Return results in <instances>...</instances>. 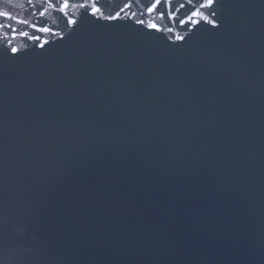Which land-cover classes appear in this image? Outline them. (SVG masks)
Returning a JSON list of instances; mask_svg holds the SVG:
<instances>
[{
    "label": "water",
    "instance_id": "obj_1",
    "mask_svg": "<svg viewBox=\"0 0 264 264\" xmlns=\"http://www.w3.org/2000/svg\"><path fill=\"white\" fill-rule=\"evenodd\" d=\"M95 3L0 0V264H264V0Z\"/></svg>",
    "mask_w": 264,
    "mask_h": 264
},
{
    "label": "snow or ice",
    "instance_id": "obj_2",
    "mask_svg": "<svg viewBox=\"0 0 264 264\" xmlns=\"http://www.w3.org/2000/svg\"><path fill=\"white\" fill-rule=\"evenodd\" d=\"M28 4L35 7L39 5L43 7V11L39 12L40 16H43L49 9H54L55 11L64 13L65 17H67V24L68 25H75L77 24V20L74 19L72 16L69 15L68 9L69 8H76L79 7L81 9L87 10L91 7V15L95 16L97 13L100 12V8L96 6L95 0H91V3L88 0H84V2L79 4H73L72 0H36V5H33V0H27ZM215 0H147V3L144 5L143 11L140 15L145 14H153L152 20L146 23L145 20L137 19L135 22L138 24H146V26L150 29L155 30L156 32H174L176 29L168 28L166 26H162L156 22V17L159 20H170L172 22H177L181 26H186L185 31L190 32L191 26H195L200 23L201 20L206 21L210 24H215V21L210 20L208 15H206L202 9H211L214 5ZM175 5V6H174ZM132 5L131 3L125 4L124 8H121L120 11L116 12L114 15H109L105 18L114 20V19H122L127 18V14L125 13V17H121V13L124 12L125 8H130ZM185 10L183 15L181 16V10ZM35 15V13H33ZM211 15L214 16L215 12H211ZM136 13H132V17H135ZM0 18L3 20L11 21L16 20L18 24H26L29 25L31 28L37 29V31L41 33H53V30L49 27H37L36 23H30L27 19L18 20L16 16H14L9 11H0ZM3 28H10L12 29V35L15 36L17 34L22 36H28L29 33L26 31H21L17 33V30L13 28L11 23H3L0 22V29ZM55 34V33H53ZM32 40L39 41L41 37L32 35L30 37ZM4 40L8 43H11V40L8 39V33H5ZM176 39L183 40L184 36H177ZM48 41L44 40L39 46L44 47ZM13 52H17L18 49L13 47Z\"/></svg>",
    "mask_w": 264,
    "mask_h": 264
}]
</instances>
